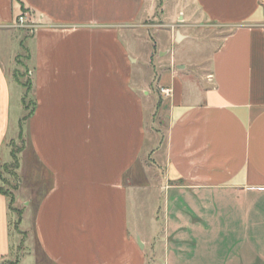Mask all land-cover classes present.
Wrapping results in <instances>:
<instances>
[{"label":"crops","instance_id":"obj_1","mask_svg":"<svg viewBox=\"0 0 264 264\" xmlns=\"http://www.w3.org/2000/svg\"><path fill=\"white\" fill-rule=\"evenodd\" d=\"M186 6L189 23L228 33L208 78L179 76L171 54L159 79L170 91L160 157L146 62L130 45L152 0H0V29L24 13L33 25L23 43L27 151L49 180L39 196L27 187L26 251L12 264H264V0ZM174 28L170 44L190 38ZM9 52L0 44V151L12 89L22 88L4 68ZM147 153L161 172H134ZM152 180L159 215L141 222ZM9 212L0 195V264L11 262Z\"/></svg>","mask_w":264,"mask_h":264},{"label":"rangeland","instance_id":"obj_2","mask_svg":"<svg viewBox=\"0 0 264 264\" xmlns=\"http://www.w3.org/2000/svg\"><path fill=\"white\" fill-rule=\"evenodd\" d=\"M186 2L187 0H152L155 7L154 16L144 20L130 38L132 51L140 57L141 61L146 62L144 67H141V77L149 92L147 127L153 142L151 148L158 149L160 147L161 150L158 154L160 157L168 127L169 99L161 94L159 79L163 72L171 70V54L174 58L172 69L179 76L196 81L208 78L212 52L228 33V31L217 27H209L202 21L189 23L187 21ZM181 12H184L186 16L185 21H181L182 23L179 19ZM27 24L29 25L30 22ZM189 24L191 25L189 26ZM170 26L175 27L174 31L180 30L182 33H188L190 38L179 44H170ZM28 31H31V29L15 26L0 29V44L3 46L9 44L12 47L13 55L14 51H18L14 57L9 52L7 61H4L7 75L9 79H14L16 82L18 80L26 86V89L22 86L23 89L16 86L12 89L13 101L10 128L6 137V144L0 151V192L13 197L14 201L9 210L10 231L13 242L10 264L26 251L25 240L27 236L24 232L27 224L26 215L22 225L21 221L24 210L22 202L26 200L27 187L39 196L49 182L47 176H43L41 170L35 166L27 151L26 120L32 110L27 107L26 102V94L30 89V79L26 71V53L23 43H25ZM4 50L6 51L5 48ZM159 51L166 52L164 57H160ZM24 97L26 109L21 105L20 100ZM12 156L17 160V165ZM144 156L146 157V165L139 164L134 172H137V174L140 170L146 171L147 174L161 172V167L155 164L156 159L160 157H155L151 153ZM133 182L138 183L137 176ZM150 184L152 187L149 196L145 198L147 209L142 212L144 220H141V222L148 221L149 223L152 215H159L158 206L160 201H158L159 195L155 191V181L152 180ZM19 187L20 192L16 194L15 192ZM16 199H20V202L15 203ZM35 200L34 204H36ZM145 227H147V224ZM16 240H19V245Z\"/></svg>","mask_w":264,"mask_h":264},{"label":"built area","instance_id":"obj_3","mask_svg":"<svg viewBox=\"0 0 264 264\" xmlns=\"http://www.w3.org/2000/svg\"><path fill=\"white\" fill-rule=\"evenodd\" d=\"M27 23L28 21L26 19V14L24 13L17 18L14 26L17 28L27 27V28L32 29L33 25L31 23L28 25ZM160 92L164 97H168L170 95L169 90L160 89Z\"/></svg>","mask_w":264,"mask_h":264},{"label":"trees","instance_id":"obj_4","mask_svg":"<svg viewBox=\"0 0 264 264\" xmlns=\"http://www.w3.org/2000/svg\"><path fill=\"white\" fill-rule=\"evenodd\" d=\"M17 83H19V85L20 86H22V87H24L25 89H26V86L24 85V84H22L21 82H19L18 80H17ZM22 105H23V107H24V109H26V104H25V97L22 99ZM13 157V156H12ZM14 158V157H13ZM14 161H15V163H16V165H17V160L14 158ZM17 167V166H16ZM0 195H2V196H4V197H6L7 199H8V207H9V210H10V206L11 205H13V203H14V201H13V197H10L9 195H7L6 193H2V192H0ZM9 197H10V199H9Z\"/></svg>","mask_w":264,"mask_h":264}]
</instances>
